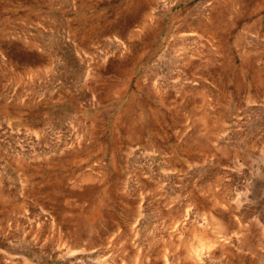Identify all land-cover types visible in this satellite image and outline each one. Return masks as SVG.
I'll return each instance as SVG.
<instances>
[{
    "label": "rangeland",
    "instance_id": "374dc122",
    "mask_svg": "<svg viewBox=\"0 0 264 264\" xmlns=\"http://www.w3.org/2000/svg\"><path fill=\"white\" fill-rule=\"evenodd\" d=\"M0 264H264V0H0Z\"/></svg>",
    "mask_w": 264,
    "mask_h": 264
},
{
    "label": "bare ground",
    "instance_id": "6f19581e",
    "mask_svg": "<svg viewBox=\"0 0 264 264\" xmlns=\"http://www.w3.org/2000/svg\"><path fill=\"white\" fill-rule=\"evenodd\" d=\"M193 252H194V251H193ZM199 253H200V252H199ZM194 254H195V253H194ZM200 254H201V253H200ZM200 254H199V255H200ZM196 257H197V256H196Z\"/></svg>",
    "mask_w": 264,
    "mask_h": 264
}]
</instances>
